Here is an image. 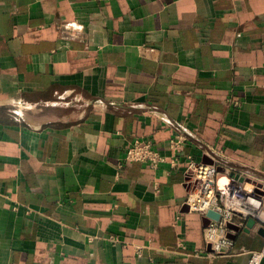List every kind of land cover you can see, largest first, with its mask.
Returning <instances> with one entry per match:
<instances>
[{
    "label": "crops",
    "instance_id": "obj_1",
    "mask_svg": "<svg viewBox=\"0 0 264 264\" xmlns=\"http://www.w3.org/2000/svg\"><path fill=\"white\" fill-rule=\"evenodd\" d=\"M188 156L264 184V0H0V264H248L264 210L208 254Z\"/></svg>",
    "mask_w": 264,
    "mask_h": 264
},
{
    "label": "built area",
    "instance_id": "obj_2",
    "mask_svg": "<svg viewBox=\"0 0 264 264\" xmlns=\"http://www.w3.org/2000/svg\"><path fill=\"white\" fill-rule=\"evenodd\" d=\"M182 138L171 140L170 147L175 153L174 166L179 162L175 157L181 152ZM166 159L152 140L138 139L132 142L125 154V162H140L157 168ZM185 183L188 196L187 208L198 212L206 220L204 235L206 252L210 255H229L235 247L234 234L246 227L251 218H258L264 210V184L229 179L224 186L219 184V168L197 162L188 156ZM212 210L219 219L208 216ZM264 251H255L248 264H261Z\"/></svg>",
    "mask_w": 264,
    "mask_h": 264
},
{
    "label": "water",
    "instance_id": "obj_3",
    "mask_svg": "<svg viewBox=\"0 0 264 264\" xmlns=\"http://www.w3.org/2000/svg\"><path fill=\"white\" fill-rule=\"evenodd\" d=\"M233 176H234L235 178H240V177L238 176V174H233ZM240 180L243 181V178H240ZM208 216H210V217H212V218H214V219H219V217H220V215H219L218 213H216V212H214V211H212V210H210V211L208 212ZM205 223H206V220H205ZM255 223H256V219L251 218V219L248 220L247 225H248V227H251V226H253Z\"/></svg>",
    "mask_w": 264,
    "mask_h": 264
}]
</instances>
